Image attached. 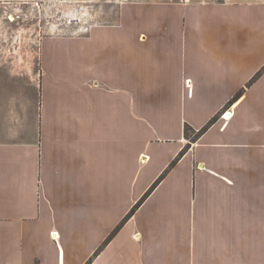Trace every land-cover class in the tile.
Returning a JSON list of instances; mask_svg holds the SVG:
<instances>
[{"label":"crops","instance_id":"1","mask_svg":"<svg viewBox=\"0 0 264 264\" xmlns=\"http://www.w3.org/2000/svg\"><path fill=\"white\" fill-rule=\"evenodd\" d=\"M19 53L0 41V264H264V0L131 2L44 37L35 75Z\"/></svg>","mask_w":264,"mask_h":264},{"label":"rangeland","instance_id":"2","mask_svg":"<svg viewBox=\"0 0 264 264\" xmlns=\"http://www.w3.org/2000/svg\"><path fill=\"white\" fill-rule=\"evenodd\" d=\"M136 1L141 0H0L5 25L0 41L7 50L20 49L18 59L33 60L35 75L44 37L76 36L94 25L116 22L125 6Z\"/></svg>","mask_w":264,"mask_h":264},{"label":"trees","instance_id":"3","mask_svg":"<svg viewBox=\"0 0 264 264\" xmlns=\"http://www.w3.org/2000/svg\"><path fill=\"white\" fill-rule=\"evenodd\" d=\"M256 78V77H255ZM254 80V79H253ZM230 101L229 103H231ZM219 115L214 116L203 128H201L199 131L194 130L189 125L185 128V134L187 139L189 140L188 143L184 146V148L179 152L177 157L173 160L170 167L174 166L184 155L185 153L190 149L192 142L196 141L217 119ZM192 133V134H191ZM169 169H167L161 176L153 183V185L147 190V192L140 198V200L132 207V209L129 211L127 216L123 219V221L117 226V228L111 233V235L108 237L107 241H109L122 227V225L131 218L134 213L137 211L139 206L143 203V201L148 197V195L153 191V189L160 183V181L164 178V176L167 174Z\"/></svg>","mask_w":264,"mask_h":264},{"label":"built area","instance_id":"4","mask_svg":"<svg viewBox=\"0 0 264 264\" xmlns=\"http://www.w3.org/2000/svg\"><path fill=\"white\" fill-rule=\"evenodd\" d=\"M228 112H226V114H227ZM227 116V115H226Z\"/></svg>","mask_w":264,"mask_h":264}]
</instances>
